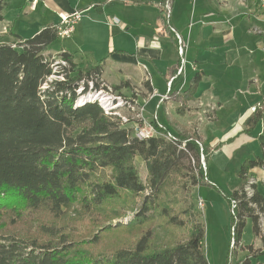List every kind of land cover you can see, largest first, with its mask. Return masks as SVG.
I'll return each mask as SVG.
<instances>
[{
    "label": "trees",
    "instance_id": "16d2710c",
    "mask_svg": "<svg viewBox=\"0 0 264 264\" xmlns=\"http://www.w3.org/2000/svg\"><path fill=\"white\" fill-rule=\"evenodd\" d=\"M4 6L0 0V21ZM57 31L48 25L24 38L8 29L13 41H0V264H210L205 226L190 189L212 184L202 156L207 163L219 145L206 147L195 132L175 133L156 123L157 134L139 138L128 122L84 97L90 81L93 89L104 86L103 63L82 66L67 50L50 51L61 38ZM53 75L58 77L50 80ZM201 79L197 73L182 92L173 79L169 95L186 102ZM80 85H85L84 95L77 92ZM259 120L264 122V112L256 109L244 131L252 133ZM168 132L172 139L165 137ZM261 146L262 156L242 162V179L252 169L264 168V141ZM137 158L145 162V182ZM247 184L228 196L230 203L237 201L233 245L240 244L248 217L254 220L255 235L262 237L255 210L264 211V196L255 185L247 195ZM123 194H143L133 221L155 227L142 229L130 245L112 253L90 256L78 251L56 224L40 222L34 235L15 230L13 212L26 217L46 214L57 221L78 204L91 212ZM47 235L50 238L43 239ZM247 248L256 258L257 250ZM251 259L245 257L242 264H251Z\"/></svg>",
    "mask_w": 264,
    "mask_h": 264
},
{
    "label": "crops",
    "instance_id": "0c3cea01",
    "mask_svg": "<svg viewBox=\"0 0 264 264\" xmlns=\"http://www.w3.org/2000/svg\"><path fill=\"white\" fill-rule=\"evenodd\" d=\"M167 1L41 0L32 10L25 0L30 11L35 12L42 22L37 32L48 25H59L61 12L70 14L81 11L83 17L70 37L79 31L85 41L78 39L72 42L71 45L80 48L65 45L61 50L72 53L75 62L80 59L79 62L86 61L93 65L103 63L102 76L111 77L114 83L124 79L127 86L136 84L142 91L145 89L147 98L144 105L149 120L152 118L148 115L152 113L155 123L165 124L174 132L190 134L193 131L207 147L203 129L219 121L218 112L223 110L224 101L231 100V97L223 100L222 90L217 89L218 86L220 89L223 87L217 79V82L214 81V75H231L237 65L245 73L246 81L250 75L246 74L249 68L254 71L258 69L259 56H264V11L255 0H170V16L167 19L164 7ZM3 16L0 22L6 21L4 9ZM107 16L118 17L124 28L108 25ZM0 26L6 28V33L8 29L18 33L12 23ZM254 28L262 32L255 33L252 31ZM179 39L185 46L184 61L179 54ZM180 67L183 68L181 74L178 73ZM197 73L202 79L192 99L181 102L171 98L167 88L172 77L176 76V89L182 92ZM154 77L159 81L165 80L164 89L156 87ZM204 81H209V85ZM190 108L194 110L188 111ZM207 113L212 118L206 119ZM250 113L241 114L238 111L233 114L236 126L229 130L227 137L238 129L239 134L230 140L252 134L244 131L246 119L253 114L251 109ZM198 118L203 119L202 124L191 127L192 120L198 121ZM261 170L264 171L256 167L251 172ZM259 185L258 182L257 190L264 196ZM258 238L255 237V240ZM261 242L252 244L257 250L256 258L250 255L243 238L240 242L245 246V257L252 258L251 264L264 262V231Z\"/></svg>",
    "mask_w": 264,
    "mask_h": 264
},
{
    "label": "rangeland",
    "instance_id": "374dc122",
    "mask_svg": "<svg viewBox=\"0 0 264 264\" xmlns=\"http://www.w3.org/2000/svg\"><path fill=\"white\" fill-rule=\"evenodd\" d=\"M5 2L4 13L7 22H0V25L8 24V22L14 24L15 30L24 38L33 36L40 29L41 20L36 16L35 12L30 11L29 5L25 0H5ZM242 31L243 28L241 27ZM8 32L6 33V28L0 26V41H13L14 38ZM78 39L80 42L85 41V39H82L79 31L70 38H59L55 43L50 45V51L60 52L65 45L73 49L80 48L79 45V47L71 45L72 42ZM253 41L254 39H252ZM259 58L257 62L258 69L254 71L252 68H249L246 74L250 75L246 77V81L244 77L245 73L237 65L234 67L231 75L225 73L214 75V81L217 82V79L223 87V89H220L219 86L217 87L219 91L222 90V96H225L222 97L223 100L229 97H231V100L224 101L225 106L223 110L218 112L219 121H216L212 125H206L203 129V136L205 137L207 147L212 148L219 145L218 150L212 152L207 163L202 157L203 169L206 171L207 177L211 179L212 184H203L190 189L191 201L199 211L202 223L205 226L204 246L210 264H242L241 260H244L246 255L243 244L233 245L232 242L233 212L228 196L234 190L240 188L243 182H249L247 184L249 191L247 188L245 189L248 194H251L253 192L252 186L255 185V181H252L253 179L260 183L259 189L264 193V171L250 172L244 179L239 175L241 164L246 158H255L263 154L261 146V143L264 141L263 120L258 121L249 137L240 135V137L230 140L232 136L235 137L239 134V129L232 133L231 137H227L229 130L236 126L235 120L232 117L234 113L238 111L241 114L250 113L251 107L258 103L257 110L264 112V56L261 55ZM57 60L60 61L58 57H56ZM79 60L77 59L76 63L82 66L88 65V62H79ZM54 68L57 71L60 69L58 65H55ZM55 77L58 76L53 75L52 78ZM110 78L102 76V80L109 88L106 91L103 90L98 96L100 99L107 96L109 98V106L111 107L110 112H117V114H108L119 116L123 122H125V116L129 118L128 127H133L135 133L137 127L151 129L155 122L152 113L148 115L152 120H149L146 116L144 102L147 97H145V89L142 91L141 87H138L136 84H129L127 86L124 84V79H120L114 83ZM154 80L157 88H165L164 79L159 81L154 77ZM204 82L202 85L205 83H207V86L209 85V81ZM261 95L262 99H260ZM183 109L187 111L186 108ZM190 110L192 111L194 108H190L188 111ZM206 115V119L212 118L211 114L207 113ZM192 121L191 127L202 124L203 119L198 118V121ZM192 133L194 132L192 131ZM136 161L139 166L141 180L145 182L147 178L145 162L141 158H137ZM204 164H206V168ZM142 197L143 194L139 196L123 194L120 198L110 200L102 207L94 209L91 212L82 210L78 204L64 218L57 221L52 220L46 214H36L26 217L27 214L23 212L21 215L13 212L15 219L18 221L15 230L34 235L38 234V223L42 222L46 223V225L56 224L59 231L66 233L68 241H72L78 251H86L90 256L112 253L121 247L130 245L142 229L155 227L152 222L140 225L133 221L136 214L134 208L139 204ZM199 199H202L204 202L203 208H199ZM255 214L260 218L259 228L262 232L264 231V211H261L258 207L255 210ZM159 230L161 228H157V231ZM243 230L244 244L252 245L256 241H262V237L258 238L254 233V220L252 217L246 219ZM255 237L258 239L255 240ZM48 238H50L49 235L44 236L43 239Z\"/></svg>",
    "mask_w": 264,
    "mask_h": 264
},
{
    "label": "built area",
    "instance_id": "2783aa9c",
    "mask_svg": "<svg viewBox=\"0 0 264 264\" xmlns=\"http://www.w3.org/2000/svg\"><path fill=\"white\" fill-rule=\"evenodd\" d=\"M26 1L28 3H30V8L32 10H34V9L37 8V5H38V3L41 0H26ZM255 1L257 2V5L259 6V8L262 9V11H264V0H255ZM164 7H165V11H166V17H167V19H169V16H170V14H169L170 13V0H168L165 3V6ZM59 15H60L59 18H61V22H60L59 25H57V29H58L57 32H58V34H59V36L61 38L70 37L71 34L73 33V30L75 29V25L82 19L83 13L81 11H75V12L70 13V14L61 12V13H59ZM106 19H107L108 25H110V26L118 25V26L124 28L123 23L121 22V20L118 17H115V16H107ZM171 29H172V31L176 32L173 27H171ZM252 31L255 32V33H261L262 32L258 28L257 29L254 28V29H252ZM177 36H178V34H177ZM178 38H179V36H178ZM184 52H185V46L182 44V41L179 39V54L181 55L182 61H184V54H183ZM65 65H67L66 62H65ZM182 71H183V68L180 67L179 70H178V73L181 74ZM175 77H172L168 81V88H167L168 92H169V90L171 88V84H172L171 81H173V79ZM88 85H89L88 86L89 88H93L94 87L93 81H90ZM102 85H104V86L100 87L99 88V91H103V90L106 91L109 88V86L106 85V83H104ZM83 86H85V85H83ZM164 97H166V96H164ZM258 105H259V103L257 105H253L251 107V110L253 112H255L256 109L258 108ZM129 121H130V119L125 116V122H128L129 123ZM156 124H157L158 128H162L163 127V124H160L159 122H157ZM157 132H158V130L154 126H152L151 129L138 128V127L136 128V135L138 137H142V138L148 137V136H150L152 134H155V133L157 134ZM165 137L168 138V139H170V138L172 139L173 138V134L170 133V132H168L165 135ZM199 145L202 148V144L200 142H199ZM202 157L204 158V156H202ZM205 168H206V165H205ZM263 170H264V168H263ZM252 181H255V187H257L258 181H256L255 179H253ZM245 191H246V189H245ZM246 194L248 195L247 192H246ZM198 205H199V208H203L204 207V202L202 201V199L201 200L199 199ZM230 205H231V208H232V212L234 214L235 213L234 212L235 211V207L237 205V201L235 199H232ZM233 230L234 229L231 230L232 231V234L234 232Z\"/></svg>",
    "mask_w": 264,
    "mask_h": 264
},
{
    "label": "bare ground",
    "instance_id": "6f19581e",
    "mask_svg": "<svg viewBox=\"0 0 264 264\" xmlns=\"http://www.w3.org/2000/svg\"><path fill=\"white\" fill-rule=\"evenodd\" d=\"M61 63L62 64H65L64 63V61H61ZM52 77L53 76H51V78H50V80L52 79ZM81 86V85H80ZM83 89H84V87L83 86H81V87H79L78 89H77V92L78 93H81L82 94V92H83ZM101 92H103V91H99V89H93V88H89V91H88V93L84 96L86 99H88V100H90V101H98L99 103H100V105L102 106V108L104 109V111H105V113L106 114H117V112H110L111 111V107L109 106L110 104H109V102H108V100H109V98L106 96V97H102L101 99L98 97L100 94H101ZM82 95H84V94H82ZM98 97V98H97ZM98 99V100H97ZM104 102V103H103ZM112 106V105H111ZM115 108V107H114ZM116 109V108H115ZM114 109V110H115ZM139 138H142V137H139ZM251 186V185H250ZM248 188H249V186H248ZM247 188V189H248ZM248 191H249V189H248Z\"/></svg>",
    "mask_w": 264,
    "mask_h": 264
}]
</instances>
